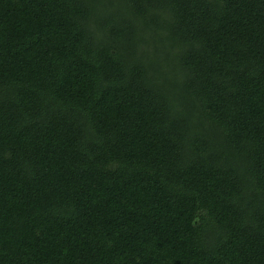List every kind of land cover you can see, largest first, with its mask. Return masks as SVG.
Returning a JSON list of instances; mask_svg holds the SVG:
<instances>
[{"label":"trees","instance_id":"obj_1","mask_svg":"<svg viewBox=\"0 0 264 264\" xmlns=\"http://www.w3.org/2000/svg\"><path fill=\"white\" fill-rule=\"evenodd\" d=\"M0 264H264V0H0Z\"/></svg>","mask_w":264,"mask_h":264}]
</instances>
